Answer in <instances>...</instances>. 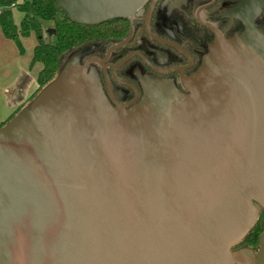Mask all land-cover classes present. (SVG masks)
<instances>
[{"label": "water", "instance_id": "95a60500", "mask_svg": "<svg viewBox=\"0 0 264 264\" xmlns=\"http://www.w3.org/2000/svg\"><path fill=\"white\" fill-rule=\"evenodd\" d=\"M82 25L147 0H55ZM111 104L89 44L0 126V264H264V31ZM104 71V70H103Z\"/></svg>", "mask_w": 264, "mask_h": 264}, {"label": "flooded vegetation", "instance_id": "af4514ba", "mask_svg": "<svg viewBox=\"0 0 264 264\" xmlns=\"http://www.w3.org/2000/svg\"><path fill=\"white\" fill-rule=\"evenodd\" d=\"M118 20L123 28L96 42L91 56L106 59L99 71L111 104L128 108L143 94L141 75L181 88L216 42L244 32L246 23L263 32L264 0H147L132 20Z\"/></svg>", "mask_w": 264, "mask_h": 264}, {"label": "trees", "instance_id": "16d2710c", "mask_svg": "<svg viewBox=\"0 0 264 264\" xmlns=\"http://www.w3.org/2000/svg\"><path fill=\"white\" fill-rule=\"evenodd\" d=\"M0 9L1 31L6 38L15 42L20 51H22L21 39L31 35L36 38L30 64L39 63L41 69L36 77L37 88L29 100L56 77L70 52L110 37L122 29L124 24V20L118 19L99 25L75 23L68 19L66 12L55 0H0ZM14 9L22 14L18 23L13 16ZM47 24L51 27L46 28ZM48 36L54 37V40L46 41L45 37ZM21 107L0 126L5 124ZM262 217L264 212L254 228L237 246L257 247V238L263 229Z\"/></svg>", "mask_w": 264, "mask_h": 264}, {"label": "crops", "instance_id": "0c3cea01", "mask_svg": "<svg viewBox=\"0 0 264 264\" xmlns=\"http://www.w3.org/2000/svg\"><path fill=\"white\" fill-rule=\"evenodd\" d=\"M35 44L36 42L31 47V58ZM13 46L11 40L3 35L0 28V55L2 59H14L12 55L16 49ZM22 58H16L10 62L0 61V124L7 120L20 106H23L37 88L36 77L41 69V64L38 63L40 67L34 80L33 78L29 80L31 59Z\"/></svg>", "mask_w": 264, "mask_h": 264}, {"label": "rangeland", "instance_id": "374dc122", "mask_svg": "<svg viewBox=\"0 0 264 264\" xmlns=\"http://www.w3.org/2000/svg\"><path fill=\"white\" fill-rule=\"evenodd\" d=\"M13 16H14V19L15 21L18 23L20 21V19L22 18V14L20 12H18L16 9L13 10ZM51 27L50 25H46V28H49ZM46 36V35H45ZM45 40L48 41V40H51L53 41L54 40V37H51V36H48V37H45ZM11 42L13 43V47H15L16 50L13 51V57L14 59H2L1 55H0V61L4 60L6 62H10V60H15L16 58L20 59V57H23L22 59H25L28 57V59L30 60L31 59V47L32 45L34 44V42H36V38L34 35H31L27 38H23V40L21 39V44H22V51H20V49L17 47V45L15 44V42L13 40H11ZM9 50V49H8ZM7 50V52H8ZM31 61V60H30ZM39 64L38 63H34V64H31V75H30V79L31 80L33 78H35L36 76V73L38 72V68H39Z\"/></svg>", "mask_w": 264, "mask_h": 264}]
</instances>
